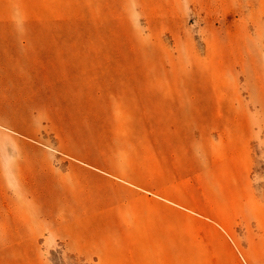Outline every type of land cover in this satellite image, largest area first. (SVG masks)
I'll use <instances>...</instances> for the list:
<instances>
[{
    "label": "rangeland",
    "instance_id": "1",
    "mask_svg": "<svg viewBox=\"0 0 264 264\" xmlns=\"http://www.w3.org/2000/svg\"><path fill=\"white\" fill-rule=\"evenodd\" d=\"M0 264H264V0H0Z\"/></svg>",
    "mask_w": 264,
    "mask_h": 264
}]
</instances>
